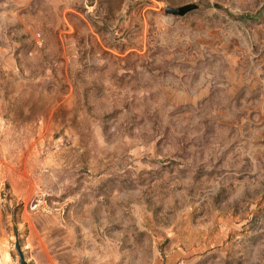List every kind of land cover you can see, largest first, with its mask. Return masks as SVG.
I'll return each instance as SVG.
<instances>
[{"label":"rangeland","instance_id":"obj_1","mask_svg":"<svg viewBox=\"0 0 264 264\" xmlns=\"http://www.w3.org/2000/svg\"><path fill=\"white\" fill-rule=\"evenodd\" d=\"M15 236L27 264H264V0H0V264Z\"/></svg>","mask_w":264,"mask_h":264},{"label":"water","instance_id":"obj_2","mask_svg":"<svg viewBox=\"0 0 264 264\" xmlns=\"http://www.w3.org/2000/svg\"><path fill=\"white\" fill-rule=\"evenodd\" d=\"M195 8L196 6L194 5H187V6H183L180 8L166 7L164 9V12L165 14L171 15V16H182ZM14 250L18 256L19 264H27V262L24 259L23 251L21 250L19 239L17 236H15Z\"/></svg>","mask_w":264,"mask_h":264},{"label":"built area","instance_id":"obj_3","mask_svg":"<svg viewBox=\"0 0 264 264\" xmlns=\"http://www.w3.org/2000/svg\"><path fill=\"white\" fill-rule=\"evenodd\" d=\"M42 200H39L38 201V204L40 205L42 202H41ZM37 207V205H34V208H36Z\"/></svg>","mask_w":264,"mask_h":264},{"label":"trees","instance_id":"obj_4","mask_svg":"<svg viewBox=\"0 0 264 264\" xmlns=\"http://www.w3.org/2000/svg\"><path fill=\"white\" fill-rule=\"evenodd\" d=\"M247 18H248V16H245V15H244V16H242V19H247Z\"/></svg>","mask_w":264,"mask_h":264}]
</instances>
